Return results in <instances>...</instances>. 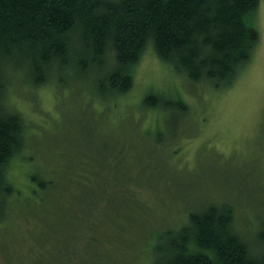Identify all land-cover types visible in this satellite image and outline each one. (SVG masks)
Wrapping results in <instances>:
<instances>
[{"label":"rangeland","instance_id":"obj_1","mask_svg":"<svg viewBox=\"0 0 264 264\" xmlns=\"http://www.w3.org/2000/svg\"><path fill=\"white\" fill-rule=\"evenodd\" d=\"M258 3L252 23L260 42L229 87L191 81L186 73L162 61L151 44L130 67L132 85L123 94L109 86L105 92L98 89L97 81L106 78L108 68L82 76L73 69L49 71V80L36 86L27 79L26 71L4 65L2 104L23 117L26 142L8 172L17 192L0 220V264H97L94 256L101 251L111 260L107 264H151V252L143 246L149 244L151 230L179 228L189 212L211 204L232 206L236 230L253 249L260 248L258 221L264 219V0ZM109 60L115 63L112 56ZM148 97L155 105H185L186 110L149 107ZM117 150L124 156L118 175L126 178L122 182L127 187L119 190L128 198L116 200L115 204L121 203L118 218L113 211L110 217L97 212L95 222L103 220L100 216L107 226L117 220L125 237H134L145 227L149 239L145 236L132 248H123V242L131 240L120 237L116 246L115 226L106 232L101 226V234L111 235V246L92 242L82 248L75 237L86 235L87 226L72 228L69 215L61 212L62 200L35 199L37 184L32 176L63 174L71 159L73 169L81 170L89 163L86 156L116 155ZM107 208L105 202L102 209ZM58 215L62 226L55 224Z\"/></svg>","mask_w":264,"mask_h":264},{"label":"trees","instance_id":"obj_2","mask_svg":"<svg viewBox=\"0 0 264 264\" xmlns=\"http://www.w3.org/2000/svg\"><path fill=\"white\" fill-rule=\"evenodd\" d=\"M258 5V0H0V220L17 192L8 172L26 142L23 117L2 104L5 64L26 71L27 79L36 86L45 83L49 71L73 69L82 76L108 68L106 78L97 81L98 89L105 92L109 86L123 94L132 85L130 67L151 44L162 61L186 73L191 81L229 87L260 42L252 23ZM111 56L114 64H110ZM146 104L186 110L185 105H155L150 97ZM99 155L95 159L86 156L89 163L81 170L73 169L71 159L63 174L32 176L37 184L35 199L62 200L61 212L69 215L72 228L87 226L86 235L75 237L82 248L92 242L111 246V235L101 234V226L105 232L115 226L116 246L125 234L117 220L107 226L99 215L103 220L95 222L97 212L110 217L113 211L118 218L121 203L115 204L116 200L128 198L119 190L126 184L122 182L126 178L118 175L124 164L122 151ZM103 201L107 202L106 210ZM231 207L211 204L189 212L179 228L151 230L149 244L143 245L151 252V264H264V219L258 221L260 248L256 251L236 230ZM58 219L56 226L63 222L60 215ZM144 229L134 237L124 236L131 241L123 242V248H132L145 236L149 239ZM102 254L94 256L97 264L111 261Z\"/></svg>","mask_w":264,"mask_h":264},{"label":"bare ground","instance_id":"obj_3","mask_svg":"<svg viewBox=\"0 0 264 264\" xmlns=\"http://www.w3.org/2000/svg\"><path fill=\"white\" fill-rule=\"evenodd\" d=\"M174 65V64H173Z\"/></svg>","mask_w":264,"mask_h":264}]
</instances>
